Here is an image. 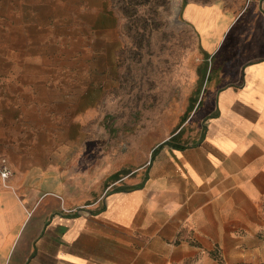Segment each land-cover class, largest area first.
<instances>
[{
    "label": "crops",
    "instance_id": "0c3cea01",
    "mask_svg": "<svg viewBox=\"0 0 264 264\" xmlns=\"http://www.w3.org/2000/svg\"><path fill=\"white\" fill-rule=\"evenodd\" d=\"M183 16L209 63L181 123L103 191L40 166L0 187V264L264 262V0Z\"/></svg>",
    "mask_w": 264,
    "mask_h": 264
},
{
    "label": "rangeland",
    "instance_id": "374dc122",
    "mask_svg": "<svg viewBox=\"0 0 264 264\" xmlns=\"http://www.w3.org/2000/svg\"><path fill=\"white\" fill-rule=\"evenodd\" d=\"M188 1L247 0H0V187L40 166L103 191L144 162L209 63Z\"/></svg>",
    "mask_w": 264,
    "mask_h": 264
},
{
    "label": "built area",
    "instance_id": "2783aa9c",
    "mask_svg": "<svg viewBox=\"0 0 264 264\" xmlns=\"http://www.w3.org/2000/svg\"><path fill=\"white\" fill-rule=\"evenodd\" d=\"M13 175V169L6 157L0 158V176L3 180L9 179Z\"/></svg>",
    "mask_w": 264,
    "mask_h": 264
},
{
    "label": "trees",
    "instance_id": "16d2710c",
    "mask_svg": "<svg viewBox=\"0 0 264 264\" xmlns=\"http://www.w3.org/2000/svg\"><path fill=\"white\" fill-rule=\"evenodd\" d=\"M261 264H264V262H263V263H261Z\"/></svg>",
    "mask_w": 264,
    "mask_h": 264
}]
</instances>
